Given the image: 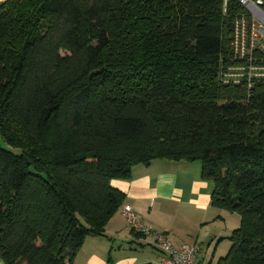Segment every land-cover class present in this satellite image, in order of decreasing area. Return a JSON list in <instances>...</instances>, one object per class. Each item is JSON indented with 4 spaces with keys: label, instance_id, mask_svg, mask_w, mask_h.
I'll return each instance as SVG.
<instances>
[{
    "label": "trees",
    "instance_id": "16d2710c",
    "mask_svg": "<svg viewBox=\"0 0 264 264\" xmlns=\"http://www.w3.org/2000/svg\"><path fill=\"white\" fill-rule=\"evenodd\" d=\"M264 9V0H262ZM231 0L0 3V259L71 264L153 160L197 161L240 223L216 264H264V78L223 83Z\"/></svg>",
    "mask_w": 264,
    "mask_h": 264
},
{
    "label": "crops",
    "instance_id": "0c3cea01",
    "mask_svg": "<svg viewBox=\"0 0 264 264\" xmlns=\"http://www.w3.org/2000/svg\"><path fill=\"white\" fill-rule=\"evenodd\" d=\"M111 185L124 195L122 203L101 235L84 239L71 264H162L163 255L151 244L152 237L132 229L123 206L131 208L138 223L165 234L174 246L195 245L194 264H216L227 252L234 224L226 210L211 205L212 184L202 179L199 162L157 159L136 164L128 178L113 179Z\"/></svg>",
    "mask_w": 264,
    "mask_h": 264
},
{
    "label": "built area",
    "instance_id": "2783aa9c",
    "mask_svg": "<svg viewBox=\"0 0 264 264\" xmlns=\"http://www.w3.org/2000/svg\"><path fill=\"white\" fill-rule=\"evenodd\" d=\"M231 0H221V12L227 14ZM243 10L232 19L229 49L234 62L220 76L223 83H239L246 79L248 86L254 79L264 78V9L262 0H236ZM122 214L133 230L151 236V244L163 255L162 264H194L197 248L192 244L174 246L165 234L155 232L138 223L128 206Z\"/></svg>",
    "mask_w": 264,
    "mask_h": 264
},
{
    "label": "rangeland",
    "instance_id": "374dc122",
    "mask_svg": "<svg viewBox=\"0 0 264 264\" xmlns=\"http://www.w3.org/2000/svg\"><path fill=\"white\" fill-rule=\"evenodd\" d=\"M0 146H2L3 148L9 149L10 151H12L15 154H19L20 153V149L18 148H11L10 146H8L5 142L2 141V139L0 138ZM226 218L228 219L229 222H233V227H237L240 223V216L238 215L237 212H230L227 211L226 213ZM233 229V228H232ZM230 245V242H229Z\"/></svg>",
    "mask_w": 264,
    "mask_h": 264
}]
</instances>
